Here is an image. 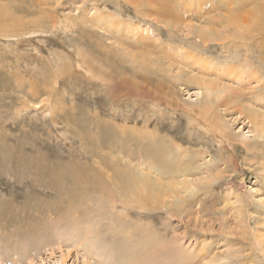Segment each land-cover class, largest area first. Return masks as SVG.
Returning <instances> with one entry per match:
<instances>
[{"label": "rangeland", "instance_id": "374dc122", "mask_svg": "<svg viewBox=\"0 0 264 264\" xmlns=\"http://www.w3.org/2000/svg\"><path fill=\"white\" fill-rule=\"evenodd\" d=\"M256 117L264 0H0V264H264Z\"/></svg>", "mask_w": 264, "mask_h": 264}, {"label": "bare ground", "instance_id": "6f19581e", "mask_svg": "<svg viewBox=\"0 0 264 264\" xmlns=\"http://www.w3.org/2000/svg\"><path fill=\"white\" fill-rule=\"evenodd\" d=\"M204 36V35H203ZM205 37V36H204ZM205 39H206V37H205ZM208 39V38H207ZM81 55H83V53H80ZM86 61V60H85ZM84 60H83V62L86 64V62H85ZM91 61V60H90ZM93 61V60H92ZM91 64V63H90ZM95 65H96V63H95ZM106 65V64H105ZM87 66V65H86ZM85 67V66H84ZM90 70V69H89ZM95 75V74H94ZM97 77H99V76H97ZM204 83V82H203ZM205 84V83H204ZM211 88H214L213 86H211ZM249 123L252 125V126H254L255 127V129H260V130H263L264 129V125H262L261 124V122L258 120V118L256 117V118H251V120L249 121ZM162 153L161 152H159V153H157V156H164L163 154L161 155ZM150 155V154H149ZM100 165V164H99ZM110 165H114L113 163L112 164H110ZM119 166V165H118ZM112 167V166H111ZM111 167H108L107 166V168H108V170H107V173H104L103 171H100L97 175H93L92 177H94L95 178V176H97L94 180H93V182H91V184H93L96 188H98L99 190L101 189V190H103V188L104 187H107L108 185H113V184H117V185H121V186H124L123 188H124V190L126 191V192H130V193H133V192H135V191H137V188L140 186V185H143L142 187V189H144L143 191H140V192H143V193H145V191H146V195L145 196H141V199L145 202H149L150 201V199L152 198L151 197V195L152 196H154L155 194L158 196V195H161L160 193H162V192H164L162 189H164V188H162L161 187V185L159 186H157V185H155V184H152V183H150V181H149V179H148V177H146V178H141V177H137V175L135 176V175H132V174H130V172L127 170V169H121V168H116L115 166L113 167V168H111ZM75 168V167H74ZM106 168V169H107ZM70 169V168H69ZM72 169V168H71ZM76 169V168H75ZM77 170V169H76ZM80 170V169H79ZM70 171H73V169L72 170H70ZM82 171V170H81ZM80 171V172H81ZM105 171V170H104ZM76 172H79V171H76ZM80 174V173H79ZM74 175V174H73ZM55 177H56V174H55ZM91 176H89V178L88 179H90V178H92ZM102 178V179H101ZM99 179V180H98ZM56 180H59V176L56 178ZM98 180V187H97V183L95 182V181H97ZM79 181H82L81 183H83V185L86 183V176L85 177H83L82 176V178L81 179H79ZM78 181V182H79ZM75 189V188H74ZM105 189V188H104ZM106 192V191H105ZM100 193V192H99ZM102 193V192H101ZM97 194V193H96ZM110 194V193H109ZM139 194H142V193H139ZM105 195H106V193H105ZM136 196V195H135ZM156 196V199H158L159 197H157ZM107 197V196H106ZM105 197V198H106ZM104 199V198H103ZM109 199V198H108ZM111 199V198H110ZM153 199V198H152ZM151 199V200H152ZM93 228V227H92ZM92 231V230H91ZM144 246H146V247H143V249L144 248H146V249H148V250H146V252H148L149 253V251L151 250V251H155L154 253H156V251H157V247H156V244H157V242H156V244L155 243H149V242H147V241H144ZM143 244H142V246H143ZM146 244V245H145ZM161 246H162V244L161 243H159ZM163 247V246H162ZM161 248V247H160ZM142 249V248H141ZM145 251V250H144ZM143 253H145V252H143ZM142 253V254H143ZM152 255V254H151ZM147 257V256H146ZM152 258V257H151ZM141 260H145L144 259V257L142 256V258H141ZM151 260V259H150ZM141 263V261L140 260H132V261H130V264H140ZM129 264V263H128Z\"/></svg>", "mask_w": 264, "mask_h": 264}]
</instances>
